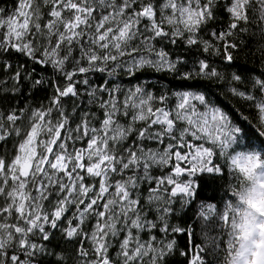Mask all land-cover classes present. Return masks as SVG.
I'll use <instances>...</instances> for the list:
<instances>
[{
  "label": "snow or ice",
  "instance_id": "1",
  "mask_svg": "<svg viewBox=\"0 0 264 264\" xmlns=\"http://www.w3.org/2000/svg\"><path fill=\"white\" fill-rule=\"evenodd\" d=\"M177 257L264 264V0L0 3V264Z\"/></svg>",
  "mask_w": 264,
  "mask_h": 264
},
{
  "label": "trees",
  "instance_id": "2",
  "mask_svg": "<svg viewBox=\"0 0 264 264\" xmlns=\"http://www.w3.org/2000/svg\"><path fill=\"white\" fill-rule=\"evenodd\" d=\"M0 3H2L6 8H11L13 0H0ZM253 49H255L256 44L253 43L252 45ZM237 62L241 65H245L247 68L254 69L253 75L260 72L262 70L261 63L258 59V55H252L249 54L247 50L242 51L238 58ZM142 79H150L153 83H156L160 80L159 74H149V76L144 77ZM171 78H166L167 80H170ZM125 85L130 86L127 82V78H125ZM212 90L214 93V96L212 97L214 100L216 98H219L220 103H222L226 108L236 112L237 115H239L241 112H243L245 115H249V121H251V132H255L256 130V120L254 118V110L249 107H241L240 104L236 103V100L234 97H232L230 94H226L227 90L220 91L216 85H212ZM43 97V93H37V99L35 101H29L30 103H39ZM23 103V101H22ZM233 182V178L231 176L228 177V181L220 180L217 182H211L209 180H205L201 186L198 196V201L200 203H217L220 204L222 200H228L230 199V193L229 195H226V192H228V183ZM222 207V205H220ZM199 207V203L195 204L192 208L186 210V215L183 216V222L189 225L196 224L197 220L195 218V213ZM199 229H197V236L199 237ZM185 241L183 238L181 239V244L183 245ZM177 262H183V257H177Z\"/></svg>",
  "mask_w": 264,
  "mask_h": 264
},
{
  "label": "rangeland",
  "instance_id": "3",
  "mask_svg": "<svg viewBox=\"0 0 264 264\" xmlns=\"http://www.w3.org/2000/svg\"><path fill=\"white\" fill-rule=\"evenodd\" d=\"M178 264H182V262H178Z\"/></svg>",
  "mask_w": 264,
  "mask_h": 264
}]
</instances>
